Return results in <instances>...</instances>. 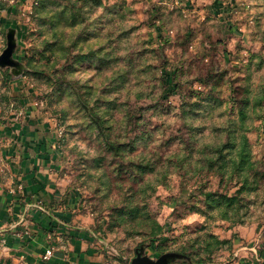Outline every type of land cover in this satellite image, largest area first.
<instances>
[{
    "label": "rangeland",
    "instance_id": "rangeland-1",
    "mask_svg": "<svg viewBox=\"0 0 264 264\" xmlns=\"http://www.w3.org/2000/svg\"><path fill=\"white\" fill-rule=\"evenodd\" d=\"M10 28L0 114L57 130L63 188L116 257L264 258V0H0V54ZM232 141L251 167L191 163ZM243 176L233 209L208 205Z\"/></svg>",
    "mask_w": 264,
    "mask_h": 264
},
{
    "label": "crops",
    "instance_id": "crops-1",
    "mask_svg": "<svg viewBox=\"0 0 264 264\" xmlns=\"http://www.w3.org/2000/svg\"><path fill=\"white\" fill-rule=\"evenodd\" d=\"M35 123L30 116L0 114V264H130L116 257L101 228L66 194L56 164L57 130ZM255 245L237 248L221 264H264Z\"/></svg>",
    "mask_w": 264,
    "mask_h": 264
},
{
    "label": "trees",
    "instance_id": "trees-1",
    "mask_svg": "<svg viewBox=\"0 0 264 264\" xmlns=\"http://www.w3.org/2000/svg\"><path fill=\"white\" fill-rule=\"evenodd\" d=\"M244 145L241 147V155L239 162L235 163V160L231 159L229 161V158L227 159V155L225 151H228V153L236 150V144L235 141L227 142L223 145H218L216 147L209 148L208 145L204 146V150H201L199 153V158L193 159L191 163H194L196 166H199L201 171L212 169L214 166L219 168L220 170H223L225 168V165L230 163L233 165L234 169L236 171L242 170L243 166L249 165V161L245 158L244 151ZM191 158V157H190ZM195 173V170L193 171ZM187 173V172H186ZM244 182L241 184V186L236 190L235 194L232 196L227 195H219L216 196L214 193H206L204 194L205 198L208 200V205L210 207H218V206H225L229 207L230 209H233L232 207L237 203V193H239L241 190L244 189L245 185H247V176H243ZM216 197V199L211 200L212 198ZM131 213V212H130ZM136 251H142V250H136Z\"/></svg>",
    "mask_w": 264,
    "mask_h": 264
},
{
    "label": "water",
    "instance_id": "water-1",
    "mask_svg": "<svg viewBox=\"0 0 264 264\" xmlns=\"http://www.w3.org/2000/svg\"><path fill=\"white\" fill-rule=\"evenodd\" d=\"M2 22L5 23V25L7 23L4 20ZM14 33V29L10 28L8 30L7 45L6 48L0 54V68H14L15 75H18L21 67L19 62L13 58L14 50L16 47ZM176 257L179 256L172 253H166L159 256L156 260H151L147 256L143 255V251H136L135 257L131 260L130 264H168Z\"/></svg>",
    "mask_w": 264,
    "mask_h": 264
},
{
    "label": "built area",
    "instance_id": "built-area-1",
    "mask_svg": "<svg viewBox=\"0 0 264 264\" xmlns=\"http://www.w3.org/2000/svg\"><path fill=\"white\" fill-rule=\"evenodd\" d=\"M246 7H248L247 5H246ZM24 219V217L22 216V220ZM51 254H52V250H47L46 252H45V255H44V259H49L50 257H51Z\"/></svg>",
    "mask_w": 264,
    "mask_h": 264
}]
</instances>
